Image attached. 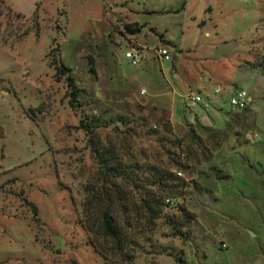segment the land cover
<instances>
[{
	"label": "rangeland",
	"instance_id": "374dc122",
	"mask_svg": "<svg viewBox=\"0 0 264 264\" xmlns=\"http://www.w3.org/2000/svg\"><path fill=\"white\" fill-rule=\"evenodd\" d=\"M112 2L0 0V264H104L82 223L98 181L79 127L91 116L108 122L94 138L144 176L167 170L177 190L150 177L116 181L134 241L130 260L109 264H264V0H123L122 17L142 24L143 45ZM160 35L168 60L155 55ZM136 45L144 53L132 65L123 53ZM51 51L82 90L74 109ZM180 73L194 80L183 93L198 91L201 101L172 91ZM235 88L253 98L241 117L228 103ZM231 150L225 178L216 168ZM150 192L163 203L148 227L134 205ZM181 208L193 214L185 227Z\"/></svg>",
	"mask_w": 264,
	"mask_h": 264
},
{
	"label": "trees",
	"instance_id": "16d2710c",
	"mask_svg": "<svg viewBox=\"0 0 264 264\" xmlns=\"http://www.w3.org/2000/svg\"><path fill=\"white\" fill-rule=\"evenodd\" d=\"M140 27L135 22L124 24L125 30L132 34L139 31ZM164 43L169 42L165 41ZM52 56L53 61L58 62L56 64L51 60L50 64L54 63L55 75H62L66 80L71 96L68 104L74 109L76 106L73 102L78 103L77 99L81 97L82 90L67 74L69 67L59 61L54 54ZM86 119V121L82 118L79 119V127L88 135L89 150L98 164V181L88 187V191L91 193L83 203L82 223L88 234V244L101 257L104 264H109L116 256H123L124 260H130L132 255L125 248L129 242L134 241L127 231V227L130 225L126 213L129 200L127 192L118 186V183L122 180L136 185V182L143 177L146 179L150 177L151 184L159 185L162 191L172 193L177 192L176 185L171 182L170 173L159 167L155 168L154 172H147V176H144L145 171L141 168V164L129 158L125 159L114 145L104 146L98 138H94V129L107 124V121H102L98 116ZM115 127L118 126L115 124ZM131 202L135 203V200H131ZM162 203L158 194L150 192L141 198L140 204L133 205L139 218H144V225L151 227L162 214ZM31 210L35 212V206L31 205ZM181 211L183 217L180 225L185 227L193 219V214L184 208H181ZM174 258L180 260L178 256Z\"/></svg>",
	"mask_w": 264,
	"mask_h": 264
},
{
	"label": "built area",
	"instance_id": "2783aa9c",
	"mask_svg": "<svg viewBox=\"0 0 264 264\" xmlns=\"http://www.w3.org/2000/svg\"><path fill=\"white\" fill-rule=\"evenodd\" d=\"M132 34V33H131ZM137 44V43H136ZM144 46L141 45H136V46H130L128 49L124 50V57L128 59V61L132 65H136L138 63L139 57L142 54ZM155 55L158 59L160 60H168L169 59V51L168 49L163 46L159 45L154 48ZM145 90L144 88L141 89V93H143ZM221 91L220 86L215 88V92L218 93ZM183 99L184 101L186 100L188 103L194 104L198 103L199 101L202 100V96L199 92L195 91H190L187 93L183 94ZM253 98L250 93L245 91L244 89L241 88H235L232 90L231 94L228 97V103L231 107L234 109H244L252 104ZM176 174L178 176L181 175L180 171H176ZM164 202L166 204L172 205L174 203V198L173 197H166L164 199Z\"/></svg>",
	"mask_w": 264,
	"mask_h": 264
},
{
	"label": "crops",
	"instance_id": "0c3cea01",
	"mask_svg": "<svg viewBox=\"0 0 264 264\" xmlns=\"http://www.w3.org/2000/svg\"><path fill=\"white\" fill-rule=\"evenodd\" d=\"M115 6H114V5ZM118 4H120V5H122V6H126V5H123L124 4V2H123V0H113V2H112V4H111V6H113V9H114V11L116 12V13H121L120 14V17H118V18H120V20L122 21V22H129V23H131V22H135V23H137L139 26H141L140 27V29H139V31H136L135 33H133V34H131V33H128V35H130V37L131 36H134V37H136L137 38V40L141 43V45H143L142 44V42L140 41V37H144L146 34H145V32H144V34H142V31H143V27H142V24H139L137 21H134V20H130V19H126V18H124V17H122V16H124V15H127L125 12H123V10H124V7H122V6H118ZM110 7V6H109ZM117 7V8H116ZM110 8H112V7H110ZM151 11H152V9H150ZM121 18H124V20L123 19H121ZM148 29L149 30H151V33H154L155 34V31L152 29V27H148ZM142 35V36H141ZM158 39H159V41L157 42V44L155 45V46H159V45H162L165 41H168L169 42V39H165V37H163V36H158ZM143 53L144 52H142V54H141V56L143 55ZM185 73H187V72H185ZM186 76V75H185ZM176 81H178L176 84L174 83V85L173 84H170V87L172 88V91L173 92H175V93H178L179 94V96L180 97H182L183 96V91L182 90H184L186 87L188 88V87H190V84H191V82H193L194 83V80H192V77H190V76H188V74H187V76L186 77H182V75H181V73H180V75H179V78H178V80H176ZM190 90V89H189ZM195 92H198V91H195ZM185 102V101H184ZM251 107H252V105H250L249 106V108L251 109ZM238 110L239 109H235L234 110V112L236 113V117H241V115H245V114H240V113H238ZM196 116H197V119L199 120V121H201V122H203V125H205V126H208L206 123H204V121H203V118L202 117H200L199 118V116L196 114ZM188 119V118H187ZM209 127V126H208ZM241 142H243V143H245V140L242 138L241 139ZM230 148H232V147H230ZM232 151V150H231ZM224 152L221 156H220V158H221V164H220V167H217L216 169L217 170H219L220 172H222V174L224 175H221L222 177H225V178H227V175L229 176V173L227 174L225 171H224V169H226V170H228V171H230L231 170V168H233V163H232V161H233V155L232 154H234V151H232V152ZM235 164V163H234ZM236 165V164H235ZM246 167V166H245ZM207 174L208 175H210V173H208L207 172ZM220 176V177H221ZM214 177H216V176H214ZM216 178H218V177H216Z\"/></svg>",
	"mask_w": 264,
	"mask_h": 264
}]
</instances>
